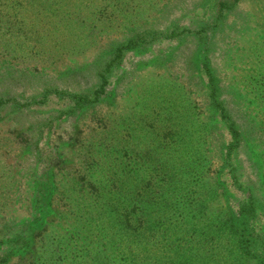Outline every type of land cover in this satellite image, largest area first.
Wrapping results in <instances>:
<instances>
[{
  "label": "trees",
  "instance_id": "16d2710c",
  "mask_svg": "<svg viewBox=\"0 0 264 264\" xmlns=\"http://www.w3.org/2000/svg\"><path fill=\"white\" fill-rule=\"evenodd\" d=\"M237 6H229L228 13ZM225 10L211 29L226 28L229 15ZM255 11L259 15L242 28L237 23L230 25V32L237 37L235 48L228 52L254 57L256 69L233 71L227 74L228 83L221 85L210 69V38L205 34L200 61L184 60L185 70L193 68L185 80L171 70L168 77L173 85L168 87L179 101L183 93L176 92L201 85L194 71L200 63L208 76L209 115L203 121L188 101L184 113L166 107L165 114L172 115L162 122L165 134L159 131L155 118L148 123L139 115L149 112L153 116L144 95L155 92L159 98L158 88L170 84L167 78H161L159 84L152 72H147L140 90L131 84L134 78L119 90L121 80L113 85L110 82L113 64L132 44L117 48L114 58L93 73L94 91L84 84L64 93L56 86H46L28 97L9 96L7 88L0 90V112L46 106L59 95L64 110L55 120L74 118L82 125L72 148L66 151L73 157L71 167H60L64 154L49 160L38 150L44 166L37 164L38 181L32 182L31 194V188L12 181L13 177L10 181L11 176L1 171L0 221L7 234L0 246L15 251L1 250V264H7L9 256H24L23 264H193L203 259L197 255L199 246L205 252L207 244L234 254L222 264H238L247 257L260 258L258 264H264V256L248 247L262 239L257 230L264 211V9ZM250 16L251 12L245 14V18ZM163 60L170 69L178 59L169 52ZM92 68L78 67L74 77L89 78ZM175 86L179 89L174 91ZM130 95L135 97L130 114L116 115L122 111L120 103ZM164 104L174 105L167 94L160 103ZM103 108L107 111L101 115V124L97 113ZM135 109L141 110L139 115L133 113ZM25 145L23 142L21 148ZM65 146L62 143V150ZM210 146L218 149L221 164L213 181L203 164L207 157L213 159ZM245 168L252 170L253 180L242 183ZM227 175L233 188L242 193L237 207L233 206L235 195L222 181Z\"/></svg>",
  "mask_w": 264,
  "mask_h": 264
},
{
  "label": "rangeland",
  "instance_id": "374dc122",
  "mask_svg": "<svg viewBox=\"0 0 264 264\" xmlns=\"http://www.w3.org/2000/svg\"><path fill=\"white\" fill-rule=\"evenodd\" d=\"M236 2V0H0V90L7 88L9 96L22 94L28 97L46 86H56L64 93L73 92L80 84H84L87 86L86 89L94 91L95 87L91 86L95 78L93 73H98L111 58H114L117 48L132 44L122 59L112 66L114 67L110 78L112 85L121 80L119 90L121 85L125 86L134 78L131 84L135 83L133 87H139L140 90L141 84L147 80V72H152L159 84L161 78H167L165 81L170 83L158 88L159 98L155 92L144 95L152 105L149 108L153 116L149 112L141 115V110L138 112V109L133 110V113L140 114L139 116L149 121L148 123L155 118L161 134H165L166 130L162 122L172 115L171 112L165 114L166 107L169 109L174 106L173 113H184L185 109L189 108L187 103L192 104L203 121H206L209 115L206 99L208 76L201 70V64L198 63L194 68L196 75L201 79V85H194L191 90L176 92V95L183 93L179 101L168 87L173 85L168 73L172 70V74L185 80L193 68L185 70L184 60L200 61L205 34L210 38L208 45L210 49L207 54L210 69L216 79L220 80L221 85L228 83L227 74L230 75L233 71L256 69L253 62L257 60L254 57H246L245 53L241 52L229 54L228 51L235 48L237 37L233 31L230 32V25L237 23V27L242 28L247 21L249 23L254 15H259L255 11L256 8L264 9V0ZM233 4L238 5V9L228 13V7ZM223 10L229 15L226 28L222 27L220 31L211 29ZM249 12L253 16L245 18V14ZM237 18L240 20L232 22ZM243 42L239 44L242 45ZM169 52L178 59L175 63V60L173 61L174 65L170 69L163 60ZM232 60L236 63L232 64ZM90 65L93 68L90 69L89 78L80 80L74 77L78 67L85 70ZM177 89L179 88L175 86L174 91ZM165 93L174 105H160L162 99L166 97ZM225 95L229 98L227 93ZM125 98L126 102L120 103L122 111L116 115L130 114L129 110L135 97L130 95V99L127 96ZM60 99L61 97L57 95L52 97L46 106L35 105L22 110L4 109L0 112V175L5 172L11 176L10 181L12 177V181H20L22 186L28 187L27 190L31 188L28 190L30 194L35 187L32 182L36 184L38 181L36 180L38 169L44 166L43 159L38 158V150L41 151L43 158L49 160L64 154L62 160L65 162H59L61 168H69L72 164L73 157L66 151L72 148L82 125L78 126V120L74 118L64 122L55 120L57 114L64 110V102ZM25 101L21 100V103ZM177 103L179 104L175 106ZM102 110L97 113V119L101 124H103L101 115L106 113L107 109ZM52 117L53 122L50 124ZM113 119L115 120V115ZM224 132L227 135L225 130ZM20 135L24 138L18 139ZM23 142L27 145L21 148ZM62 143L66 145L65 150H62ZM210 147L212 151L210 157L213 159L207 157L208 161L203 164L207 177L213 181V173L221 164L217 158L218 149ZM24 149L26 152L22 154L21 150ZM37 164L41 165L38 169ZM250 177H253L252 170L243 169L242 183L253 180ZM223 180L235 195L233 206L237 207L242 193L233 188L228 175L222 177ZM22 192L23 188L20 193ZM30 203L31 201L27 206ZM18 213L22 212L19 210ZM31 213L33 212L29 214ZM258 223L257 231L262 239L248 247H251L253 253L264 256V211L261 212ZM1 227L0 221V241L4 242L7 230ZM9 248L11 247L0 246V257L1 250ZM202 249L199 246L197 255L203 259L193 264H222L225 257L234 255L228 251L225 253L224 249L216 244H207L205 252H202ZM10 251L11 254L15 253L13 247ZM23 257L9 256L7 264H23ZM259 259L247 257L238 264H258Z\"/></svg>",
  "mask_w": 264,
  "mask_h": 264
}]
</instances>
